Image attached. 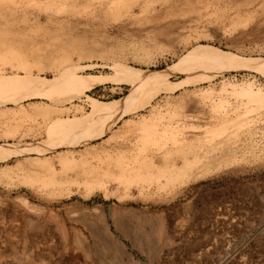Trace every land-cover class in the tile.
Segmentation results:
<instances>
[{
    "label": "rangeland",
    "instance_id": "374dc122",
    "mask_svg": "<svg viewBox=\"0 0 264 264\" xmlns=\"http://www.w3.org/2000/svg\"><path fill=\"white\" fill-rule=\"evenodd\" d=\"M117 263L264 264V0H0V264Z\"/></svg>",
    "mask_w": 264,
    "mask_h": 264
},
{
    "label": "bare ground",
    "instance_id": "6f19581e",
    "mask_svg": "<svg viewBox=\"0 0 264 264\" xmlns=\"http://www.w3.org/2000/svg\"><path fill=\"white\" fill-rule=\"evenodd\" d=\"M98 81H93L89 86L88 88H92L93 86L95 85H98ZM94 88V87H93ZM89 103H90V107H91V111L94 113V114H102L101 112H103V110H105L102 106H100V102L94 100V99H91L89 100ZM102 103V102H101ZM168 155V154H167ZM2 156V155H1ZM163 161V160H162ZM149 167V166H147ZM134 168V167H133ZM140 169V168H139ZM133 170V169H132ZM164 171V170H163ZM171 178V177H170ZM169 184V183H168ZM119 223V222H118ZM86 225V224H85ZM135 234V233H134ZM113 237V236H112ZM99 238V237H98ZM109 238V237H107ZM115 238V237H114ZM110 239V238H109ZM110 241V240H109ZM113 243V242H112ZM120 243V242H119ZM116 244V243H115ZM111 250H114V249H111ZM106 252V251H105ZM114 252V251H113ZM118 258V257H117ZM110 260V259H109ZM118 264V263H117Z\"/></svg>",
    "mask_w": 264,
    "mask_h": 264
}]
</instances>
